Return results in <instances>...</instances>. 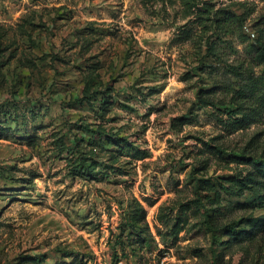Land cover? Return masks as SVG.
<instances>
[{
    "label": "rangeland",
    "instance_id": "rangeland-1",
    "mask_svg": "<svg viewBox=\"0 0 264 264\" xmlns=\"http://www.w3.org/2000/svg\"><path fill=\"white\" fill-rule=\"evenodd\" d=\"M263 16L264 0H0V264H264V229L245 232L264 177L217 183L254 169L234 153L264 159ZM137 202L148 229L121 232Z\"/></svg>",
    "mask_w": 264,
    "mask_h": 264
},
{
    "label": "trees",
    "instance_id": "trees-1",
    "mask_svg": "<svg viewBox=\"0 0 264 264\" xmlns=\"http://www.w3.org/2000/svg\"><path fill=\"white\" fill-rule=\"evenodd\" d=\"M260 22L264 23V16L261 18ZM262 48H263V55H264V44H262ZM199 101L205 106H207L209 104H213L212 100L208 99L207 97H205L203 95V91H201L199 94ZM226 109H227V112L233 114V111L231 110L230 107L227 106ZM184 123H188V122L186 120L181 121V124H184ZM233 157H235V159L238 161H241V160L250 161L253 164L254 169L251 172H249L246 176H243V177L232 176V177L226 178L225 182L218 181L217 183L226 192L231 193V194H235V195H241L245 192V190L253 189V185L257 181L256 178L258 177V175L259 176L262 175L264 177V159L260 156H253L251 158H247V156L244 153H240V154L234 153ZM205 183L208 184V187L214 188L213 183H211L209 181H206ZM199 184H200V181H199ZM261 191L257 195H258V199H259L261 205L264 206V190L262 193H261ZM201 195H202V193L200 194V197L198 196L196 199H193L192 202L197 208H202V207L206 208L208 202L203 200V198H201ZM217 197H219V195L216 192V194L214 195V198L212 200L216 201L218 199ZM189 205H190V203H188L186 205L183 204V208L184 207L189 208L190 207ZM145 213H146V211H145L144 206L141 203L137 202L136 205L134 206L133 210L128 212L127 220L122 225L121 232H123V230L125 228H129L130 230H133L134 226H137V225L139 228L138 231L141 232L143 230H147L148 226H144V224L147 225L146 221H145ZM204 213L206 215V221L205 222H206V224H208V229L209 230L216 229V228H214L213 222L209 218V211L207 209H205ZM182 223H183L182 218H179L173 224V230L176 233V235L183 229ZM247 225L249 228L246 229L245 232H247L248 234L253 233V231L256 232L258 230L264 229V215L250 216L248 218ZM227 233L231 237H233L234 235L237 236V231L235 230L234 227L227 228ZM121 237H122V234H121ZM146 242H147V239L144 238L140 244H142V243L146 244ZM118 243L121 246V249L125 250V243L122 241H120Z\"/></svg>",
    "mask_w": 264,
    "mask_h": 264
}]
</instances>
